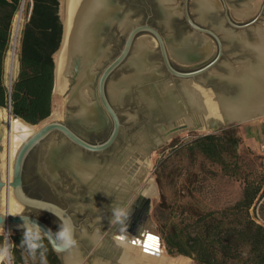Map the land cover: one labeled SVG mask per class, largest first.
<instances>
[{
    "label": "water",
    "instance_id": "1",
    "mask_svg": "<svg viewBox=\"0 0 264 264\" xmlns=\"http://www.w3.org/2000/svg\"><path fill=\"white\" fill-rule=\"evenodd\" d=\"M172 2L173 0H168L167 2L163 0H88L89 4H86L84 15L82 17L80 16L77 20V47L76 52L71 58V71L67 75L68 83L66 86V94L68 107L70 108V120L67 123L59 121L46 122L35 132H33V134L26 138L24 142H22L15 156L11 181L9 182L0 178V195L3 188L9 185L13 189L16 202L22 207L41 210L52 214L53 216H55L53 213L48 210H43V208L54 207L56 209H61L66 213L67 216L71 217L74 223L72 216L67 212L66 209L61 208L53 202L29 196L23 189V168L26 158L37 145H39L51 134L60 133L65 139H62L60 142L54 141V144L51 146L47 145L44 159H47V157L48 159L45 161L43 159L40 167L41 170L48 173L51 177H54L53 175L55 174V171L60 168L67 171L73 177L76 183L84 185L88 190L87 195L85 196L87 203H84L85 205H80V207L83 209H89L92 212L98 211L92 203L93 201H96L98 205L101 206L102 210L108 211L107 215L111 214L112 216L111 210L112 208L116 207V204H114L115 199L109 203L110 208L105 206V204L101 202V200H103L101 194L102 192L98 190L97 192H92V187L90 184L91 182L85 177H83V179L81 176L71 171L66 160L72 153H79L78 149H82L93 154L106 153L109 150H116L117 142L121 139L122 123L119 114L113 107L111 99L130 98L129 93L133 87L139 88L137 90L135 99L138 103L143 105V110L147 113L148 117H150L147 122V129H143L141 134L144 133L148 136L155 137L150 148L154 151L162 148L169 142L168 138L170 134L172 135L173 133L182 129H189L188 131H197L192 125L190 127L188 122L191 124H196L199 127L202 126L203 128L206 126H215L216 129L206 131V134H210L221 132L236 124H242L237 121L242 117L247 119L250 116H259L264 114V103L262 104V102L253 103L250 107L244 110L233 109L232 107L231 109H228L226 107L230 103L236 104L240 103L241 101L243 102V99L248 93L246 90H248L249 81H247L246 78V81L242 80L241 83L238 82L236 78L230 75L231 69L234 68H231L227 65L220 66L219 64L224 54L223 39L228 40L230 44L241 46L242 49H244V51H246L248 55L254 60L253 65H256L258 60L263 61V58L259 56L257 50L254 48L255 44L253 43H255V40L254 42H250L248 39H240L238 38L237 34L232 33L231 30L225 28L222 21L220 22L218 19L219 7L217 6V3L215 6L218 7V10L211 11V13L207 15L208 17L206 15L204 17L200 15V17L205 21H208L211 24H216V26L213 25V28H206L194 21L191 17L189 11V0H183L181 10L182 12L177 7L171 6ZM195 3L197 7L198 3ZM138 11H141L143 15L147 17L145 22H141V16L136 18ZM154 11L159 13L160 22L166 28L172 26L174 20L179 17L178 15H183L186 24L191 29H193L194 35H192V33L185 34L178 43L174 42L172 37H164L159 29L150 24V19L153 16ZM224 16L227 23L231 26L230 28H249V23L245 25L234 24L228 16L225 6ZM116 31L126 33L125 42L119 54L110 60L108 64L102 69L97 80L96 94L91 92L92 95L94 94L97 96V101L96 103H92L88 100L87 96L85 97L82 95L83 92L80 88L81 85L79 84V79L85 76L88 78L89 84L94 83L96 69L101 67L102 64L109 60L108 58L111 52L109 40L114 37ZM143 32L149 33L150 37L153 38L152 43H155L158 46L159 57L166 71L171 76L180 80L178 85L179 90L174 88L172 85H169V83L166 81H156L157 78H159V75L156 73L155 69L151 67L147 58L146 62H144V65L146 64V67L149 68L147 74L150 73L151 76L148 75V77H146L142 75L141 78L137 80H128L129 78L122 77L116 82L117 89L114 90V92L109 90V85L113 83H109V78L117 69L128 65L127 62L134 53L136 43L140 39L139 35ZM219 32H222L225 37L221 38V36L218 34ZM252 33L254 39L257 40L258 36L256 35V32L253 30ZM63 39L64 24L60 47L54 55L55 69L53 95L58 92L57 66L55 57L62 46ZM210 39H212L217 44L218 53L213 60L209 61L205 65L191 70H181L176 68L171 62L169 50L179 61L183 62L184 64H192L198 61H203V59L208 57L210 52V45L208 42ZM128 66L133 70L136 68L134 64ZM216 66L222 67L227 72V74L222 76H213L210 72ZM227 67L228 70H226ZM126 78L127 80H125ZM213 81H216V84H213ZM197 82L206 83V86L201 88V86L197 85ZM12 83V80L8 81L7 87L9 91H11ZM207 85L214 86L220 92L216 95H210L208 93ZM75 91L80 92V94L82 92L81 97L83 101L77 99L75 101L72 99L74 97L72 96L74 95L72 92L74 93ZM146 91H151L152 96L147 97L145 95ZM248 97L249 94L247 99ZM197 98L198 100L200 99V103H198ZM260 99L259 101H261ZM211 103L216 104L217 110H214L213 107H210ZM100 108L103 109L104 113ZM2 109H7L9 115L16 117L12 112L10 102L7 108ZM91 110H95V113L98 114L99 119L96 120L92 117L90 114ZM107 116L109 117L108 119L111 120L112 129L108 137L102 142L91 143L77 134L70 127V123H78L89 130L99 131L105 126L106 122L109 121ZM22 121L29 127L40 124L30 125L24 120ZM164 135L166 138H164ZM138 136L139 135H136L135 137ZM134 138L131 140V142H134ZM68 143L71 147H69ZM113 153L115 152L113 151ZM111 157V159L115 160L113 155ZM83 160L90 161L93 159L85 160L83 158ZM128 160H124L121 168H125L124 177L130 181L132 178V173L130 172L132 170L129 168L131 163ZM44 162H47V165L50 164L53 166L54 171L52 174L46 171ZM119 196L121 197L120 207L126 208L130 211L129 217L125 221L126 230L122 231L120 229L122 227L121 225L112 224L111 219L108 218L106 220V225L111 226V229L108 233H106L105 237L98 236L96 233H94L93 235H95V238H93L95 239V242L89 240L87 233H83L81 237L88 243L89 247H94L95 255L100 256L96 259H103V261L111 260L114 263L118 262V264H122L119 262L120 259L118 257L120 255V248L116 250V256H113V247H117L118 245L116 240L121 239L120 237H123L121 240H143V237L146 233L152 232L151 234H157V229L150 216V199L144 195L142 190L141 193L137 195L133 193H127L126 195H123L120 193ZM29 201H31V203H29ZM144 203H147L148 207L146 208L143 216L140 217L136 222H133L136 206L140 204L144 205ZM22 216L27 217L30 223L38 225L41 228L42 232L44 233L42 234L43 238L48 240L52 250L61 260V263L65 264L64 256L72 250L61 251L57 249L58 241L56 239V234L53 229L43 220L28 214L21 213V211L12 215H9L7 212H5L4 214L0 213V228H5L7 230L9 226H12L13 231L24 233V219ZM147 230H151V232H147ZM75 235H77V233H75ZM155 236H158V238L161 239L158 234ZM161 243H163L162 239ZM87 251L88 248H86V252ZM85 253H82V255ZM101 256L103 258H101ZM179 257L188 258L184 255H178L176 258ZM94 260L95 259H91L90 262L93 263ZM83 263H85V258L82 259L81 264Z\"/></svg>",
    "mask_w": 264,
    "mask_h": 264
},
{
    "label": "rangeland",
    "instance_id": "2",
    "mask_svg": "<svg viewBox=\"0 0 264 264\" xmlns=\"http://www.w3.org/2000/svg\"><path fill=\"white\" fill-rule=\"evenodd\" d=\"M29 2H31V0H26L25 2L22 29L30 13V8L28 7ZM195 2L196 0H189V11L193 20L206 28H213V25L216 26V24H211L200 17V15L197 13ZM216 3L219 7V21H222L225 28L231 30L232 33L237 34L238 38L248 39L250 42H254L255 39L252 31L255 30V28L264 30V0H216ZM63 4L64 0H61L59 13L62 22L64 16ZM182 5L183 0H173V2L171 3V6L177 7L180 11L182 10ZM224 6L227 9L228 16L234 24L245 25L249 23V28H230L231 26L225 20ZM140 16L141 22H145L147 17L143 15L141 11H138L136 18ZM178 16L179 17L174 20L172 26L166 28L160 22L159 13L154 11L153 16L150 19V24L159 29L164 37H172L173 41L178 43L183 35L190 33L194 35L193 29H191L186 24L183 15L180 14ZM218 34L219 36H221V38L225 37L222 32H219ZM139 37V41L142 38L153 40V38L150 37V34L147 32L141 33ZM125 38L126 33L116 31L114 37L109 40V45L111 47V52L108 58L109 60L102 64L101 67L96 69L94 83L88 84V90L85 91L87 93L86 95L88 100L92 103H96L97 101V96H95L94 94H96L97 80L102 69L108 64L110 60H112L119 54L125 42ZM208 42L210 45V52L208 57L206 59H203V61H198L192 64H184L183 62L179 61L176 56L169 50V57L171 62L176 68L181 70H191L205 65L209 61L213 60L218 53L217 44L212 39L208 40ZM19 47L20 43L16 48V55H18ZM223 48L224 54L221 58V62L219 63L220 66L227 65L234 69H240L246 61H254L248 55V53L244 51V49H242L241 46L230 44L226 39H223ZM147 54L146 55L148 62L159 75V78H157L156 81H166L167 83H169V85H172L174 88L179 90L178 85L180 83V80L171 76L166 71L159 57L158 46L155 43H153L149 48ZM210 73L213 76H222L227 74V72L219 66L213 68ZM7 74L8 77H6V80H12L9 73ZM134 74L135 70L130 68L128 65H125L120 69H117L113 73V75L109 78V83H116L120 78L132 77ZM205 84L206 83L197 82V85L201 86V88L206 86ZM213 84H216V81H213ZM110 87L111 84L109 86V90ZM138 89V87L132 88L129 93L130 98L127 97L126 99H111L113 107L119 114L122 123L121 139L117 142L116 150H109L106 153L93 154L77 148L79 152L77 154H79L80 157H83L85 160L93 159L90 161H84L82 158V161L84 163L96 161L101 167L110 164V160L112 158L111 156L113 154H116V152H119L123 148L128 147V144L136 135H140L143 129H147V122L150 117H148L147 113L143 110V105L138 103L135 99ZM207 89L210 95H216L220 92L211 85L208 86ZM66 92L67 90L65 89L63 92L58 91L53 95L51 115L42 123L51 121L67 123L70 120V108L68 107ZM91 92H93L94 94L92 95ZM100 109L103 111L102 108ZM108 118L109 117L107 116V119ZM108 120L109 121L106 122L105 126L99 133L91 132L89 131V129L78 123L70 124L76 129L75 131L77 134H79L85 140L91 143H95V140H105L110 134L112 123L110 119ZM231 127H235L238 133L243 138V142L239 147L240 161L243 166V170L249 171L251 169H254L263 172L264 164L261 158L258 156L257 150L259 149L260 144L264 142V135L262 134L264 129V117L258 120L236 124ZM206 133L207 132L205 131H185L178 133L177 135L172 137V139H170L165 146L154 151L153 157L151 159V167L149 168L146 177H144V181L148 180L149 184H151V186H145V188H149L146 197L149 196L151 202V220L157 229V234L162 239L164 251L167 256H178L177 254L171 255L168 253L165 241L163 239L164 233L168 232V230L170 229L171 222H177L183 215L194 212L220 210L235 203L240 199L242 195L243 182L240 179L224 175L219 164L211 162L199 152H191L188 149V145L198 135H203ZM62 139L65 138L60 133L51 134L34 149L27 161V168L25 172L26 187L27 191L30 194L34 195V197H42L44 200L53 202L61 208L67 210V212L72 216L77 227V248H79L82 253H85L86 248H88V251L83 254V258H85V264H92L90 260L96 259L100 256L95 255L94 247H89L88 243L84 239H82L81 236L83 233H87L88 235L92 236L97 232V230H99L98 236L105 237L106 233H108L111 229V226L106 225V220L108 218L112 219L111 214L107 215L108 211L102 210L101 206L98 205L96 201H93L92 203L98 211L92 212L89 209L81 208L80 205H85L84 203H87L85 200V196L87 195L88 190L84 185L76 183L73 177L67 171L60 168L55 171V174L53 175L54 177H51L43 170L39 175H37L36 172V168H38V166L40 168L42 159H44L46 151L45 149H47V145L51 141L60 142ZM2 144H4L2 145L4 149L6 144ZM69 147H71L70 144ZM113 151L115 153H113ZM4 176V179L2 177L1 178L3 180H6V174ZM5 192L6 191H4L3 194H5ZM1 196L2 195H0V213L4 214L6 212L5 205L4 203H2L4 200V195L3 199H1ZM255 209H257V206L251 208L252 216L256 214ZM258 212L261 218L259 223L264 224V211H261L259 208ZM21 213L35 216L43 220L55 232L59 230L60 221L55 216L47 212L23 207ZM16 233L18 232L11 230V232L7 236V233L4 230L0 229V235L4 237L3 244L7 242V240L9 243L10 236ZM101 258L103 257L101 256ZM184 259H187L188 264H197L192 258L188 257Z\"/></svg>",
    "mask_w": 264,
    "mask_h": 264
},
{
    "label": "trees",
    "instance_id": "3",
    "mask_svg": "<svg viewBox=\"0 0 264 264\" xmlns=\"http://www.w3.org/2000/svg\"><path fill=\"white\" fill-rule=\"evenodd\" d=\"M23 0H0V107L9 102L13 114L30 125L46 120L52 112L54 55L60 47L63 22L61 0H31L24 23L19 51V73L11 91L5 84V61L11 45L12 24ZM242 136L235 127L218 133L198 135L189 145L211 162L219 164L224 175L243 182L242 195L220 210L194 212L171 222L163 239L171 255H184L197 264H264V225L251 215L260 202L264 211V171L243 170L239 147ZM22 233L10 236L13 264H62L48 240L35 257L21 246ZM4 237L0 235V245Z\"/></svg>",
    "mask_w": 264,
    "mask_h": 264
},
{
    "label": "bare ground",
    "instance_id": "4",
    "mask_svg": "<svg viewBox=\"0 0 264 264\" xmlns=\"http://www.w3.org/2000/svg\"><path fill=\"white\" fill-rule=\"evenodd\" d=\"M167 2L168 0H163ZM26 0H23V4L20 7L19 12L15 15L14 21H13V27H12V35H11V49L8 52V57L6 61V69L7 73L11 74V77H13L16 64H17V55H16V48L18 46L20 33L22 29V22H23V11L25 7ZM198 3L197 6V13L199 15H202L203 17L206 15H209L211 11L218 10V7H216V0H196ZM86 4L88 3V0H64V16H63V24H64V39L62 46L60 50L58 51L55 60H56V66H57V88L59 92H63L66 89L68 79L67 75L71 71V58L72 55L76 52V45H77V37H76V25L78 18L84 15V10L86 8ZM63 9V8H62ZM63 11V10H62ZM208 17V16H207ZM256 32L257 40L255 39L254 48L257 50L260 57L263 58V61L258 60V63L253 65V61H246L241 68L238 69H231L230 75L237 79L238 82L241 83V81H247L248 82V93L249 97L247 99V96L243 99V102L240 103H230L226 107L228 109H247L251 106L253 103H264V30H259L255 28L254 30ZM152 40L149 39H142L138 40L136 43V48L134 53L132 54L130 60L127 62L128 65H135V74L128 80L134 79L137 80L141 78V76L148 75L151 76L150 73L147 74L149 68L146 67V64L144 65V62H146V54L148 53L149 48L152 46ZM209 48V47H206ZM173 54V53H172ZM148 55V54H147ZM133 63V64H132ZM228 70V67L226 68ZM238 70V71H236ZM145 71V72H144ZM151 71V70H150ZM146 73V74H145ZM127 78L125 80H127ZM79 84L81 85L82 92L81 94L83 96H87L86 92L88 90V78L82 77L79 79ZM129 82V81H125ZM110 86V85H109ZM117 83H111L110 91L114 92L116 90ZM72 96H74L72 99L76 101L81 100L83 101L80 92L75 91L72 92ZM145 95L147 97L152 96L151 91H146ZM261 98V99H260ZM259 99L261 101H259ZM198 100V98H197ZM197 102V101H196ZM198 103H200V99L198 100ZM210 107L214 108V110H217L216 104L211 103ZM209 108V105H208ZM92 117L94 119H99L98 114L95 113V110H91ZM238 117V116H236ZM241 117V116H240ZM264 117L263 115H255L250 116L249 118H241L238 119L239 123H246L254 120H258L260 118ZM239 118V117H238ZM242 121V122H240ZM46 123V122H45ZM33 127H29L27 124H25L21 119H18L12 115H9V112L7 109L0 108V138L2 137V143H5V147L1 153V160H0V172L1 177L4 179L6 174V181H11L12 179V173H13V166L15 161V156L17 154L18 148L24 142L26 138H28L33 132H35L38 128H40L43 124ZM189 126L191 125L196 128L197 131L200 132H206L216 129L215 126H206V127H199L196 124H191L190 122ZM189 129H182L179 130L172 135H169L168 141L177 135L178 133L188 131ZM167 133V132H166ZM165 134V133H164ZM155 137L148 136L143 133L140 134L138 137L134 138V142L132 141L128 147L123 148L118 153L113 154L114 159H111V163L108 165H104L102 168L96 161H91L89 163H84L82 161V157H80L79 154L76 152L72 153L69 158H67L66 162L69 165V169L76 173L77 175L81 176L82 178L85 177L88 181L91 183V189L92 192L101 191L102 193V199L101 202L105 204L108 208H110V202L115 199L114 204H116V207H120L121 203V197L119 196L120 193L123 195L129 194H140L141 190L143 191L144 195L147 196V191L149 188H145L146 185H150L148 180L144 181V177H146L147 172L149 168L151 167V159L154 154V150H151V145L153 144ZM164 138L166 136L164 135ZM133 140V139H132ZM54 141H51L48 145L51 146ZM4 145V144H2ZM130 148V149H129ZM141 153V154H140ZM136 157V158H135ZM48 159V157H47ZM47 159H44L47 160ZM129 159V160H128ZM122 160V161H121ZM124 160L130 161V170H132L130 173H132V179L129 181L127 178H125V168L122 167V164ZM45 169L49 170V172L52 174L54 171V168L52 165L48 164L47 162H44ZM6 172V173H5ZM84 179V178H83ZM9 184V183H8ZM5 192V194H3ZM1 199L4 200L2 203H4L6 212L9 215L19 213L23 207L19 205L16 202V199L13 194V189L11 186L7 185L3 188L1 192ZM117 195V197H116ZM149 198V196H148ZM150 201V200H149ZM144 209L141 217L143 216L146 208L148 207L147 203H144ZM151 204V202H150ZM109 226V225H108ZM4 230L7 235L13 231V227L9 226V228L6 230L5 228H0ZM151 229V228H149ZM152 230V229H151ZM151 230H147V232H151ZM152 233V232H151ZM157 235V234H155ZM93 236H89L88 238L91 241H94L95 239ZM158 237V236H156ZM144 239V237H143ZM159 239V252L158 254L153 253H146L144 248L140 246L139 243L133 244L132 241L136 239H129V240H121L117 239V247H113V256H116V250L119 248L120 255L118 256L122 264H188L187 259H184L185 257H172L167 256L163 243H161V239ZM95 242V241H94ZM146 242V241H145ZM120 245V246H119ZM83 259L82 252L79 250V248L73 249L71 252L67 253L64 256V262L65 264H81ZM85 264V263H83ZM92 264H118V262L114 263L111 260H104L103 259H95Z\"/></svg>",
    "mask_w": 264,
    "mask_h": 264
},
{
    "label": "clouds",
    "instance_id": "5",
    "mask_svg": "<svg viewBox=\"0 0 264 264\" xmlns=\"http://www.w3.org/2000/svg\"><path fill=\"white\" fill-rule=\"evenodd\" d=\"M31 203V201H29ZM43 210H48L53 213L60 221L59 230L55 233L56 239L58 241L57 249L58 250H68L71 251L78 246V241L76 239V227L70 216H67L66 213L61 209H56L54 207H45ZM112 213V224H119L122 227V231L126 230L125 221L128 219L130 211L123 207H115L111 210ZM24 219L23 227L25 229L23 239L21 240V246L26 248L29 255L35 257L38 250L43 249L44 245L42 243L44 234L41 228L38 225L32 224L28 221L27 217L22 216ZM86 234V233H85ZM99 234L97 230L96 235ZM95 238V237H94ZM42 264H46L44 252H40ZM13 253L12 245L5 242L3 245H0V264H13Z\"/></svg>",
    "mask_w": 264,
    "mask_h": 264
},
{
    "label": "flooded vegetation",
    "instance_id": "6",
    "mask_svg": "<svg viewBox=\"0 0 264 264\" xmlns=\"http://www.w3.org/2000/svg\"><path fill=\"white\" fill-rule=\"evenodd\" d=\"M70 127L75 131L76 129L74 128V127H72L71 125H70ZM102 129V128H101ZM101 129L99 130V131H93V130H89V131H91V132H94V133H99L100 131H101ZM76 132V131H75ZM103 141V139H99L98 141L97 140H95L94 142L95 143H97V142H102ZM37 147V146H36ZM35 147V148H36ZM34 148V149H35ZM34 149L30 152V154L28 155V157L26 158V160H25V164H24V168H23V181H24V184H23V189H24V191H25V193L27 194V195H29V196H32V197H34V195H32V194H30L28 191H27V187H26V181H25V172H26V168H27V161H28V159H29V156L31 155V153L34 151ZM3 151V146H2V137L0 138V154H1V152ZM136 158V157H135ZM42 162H43V159H42ZM42 164V163H41ZM41 167V166H40ZM37 170H36V172H37V175H39L40 174V172H42V170H41V168H39V166H38V168H36ZM39 169V170H38ZM47 172H49V170H46ZM50 173V172H49ZM0 178H1V176H0ZM2 179V178H1ZM35 198H40V199H43L42 197H35ZM144 206H145V204L144 205H137L136 206V212H135V215H134V219H133V222H136L137 220H139V218L141 217V215H142V213H143V209H144ZM52 215V214H51ZM35 217V216H34ZM132 222V223H133ZM54 231V230H53ZM55 232V231H54ZM56 233V232H55Z\"/></svg>",
    "mask_w": 264,
    "mask_h": 264
},
{
    "label": "snow or ice",
    "instance_id": "7",
    "mask_svg": "<svg viewBox=\"0 0 264 264\" xmlns=\"http://www.w3.org/2000/svg\"><path fill=\"white\" fill-rule=\"evenodd\" d=\"M120 238L123 239V237ZM132 243L141 244L146 253L158 254L159 252V239L154 234L146 233L143 240H133Z\"/></svg>",
    "mask_w": 264,
    "mask_h": 264
},
{
    "label": "built area",
    "instance_id": "8",
    "mask_svg": "<svg viewBox=\"0 0 264 264\" xmlns=\"http://www.w3.org/2000/svg\"><path fill=\"white\" fill-rule=\"evenodd\" d=\"M262 134L264 135V129H263ZM257 151H258V156L261 158V160H262V162H263V164H264V142H262V143L260 144L259 149H258ZM259 208H260V204L257 205V209H255V210H256V211H255L256 214L253 216L254 219H255L258 223H259L260 220H261V218H260V216H259V212H258ZM260 224H262V223H260ZM262 225H264V224H262Z\"/></svg>",
    "mask_w": 264,
    "mask_h": 264
},
{
    "label": "crops",
    "instance_id": "9",
    "mask_svg": "<svg viewBox=\"0 0 264 264\" xmlns=\"http://www.w3.org/2000/svg\"><path fill=\"white\" fill-rule=\"evenodd\" d=\"M19 51H20V47H19V50H18L17 64H16L15 72H14L13 78L11 77L12 82L17 78L18 73H19ZM6 61H7V58H6ZM6 61H5V63H6ZM9 75L11 76V74H9ZM6 77H8V74H7L6 64H5V84L7 86L8 81H10V80H6Z\"/></svg>",
    "mask_w": 264,
    "mask_h": 264
}]
</instances>
